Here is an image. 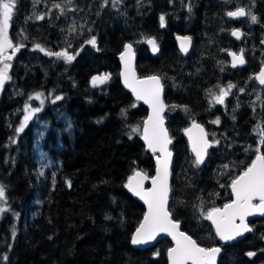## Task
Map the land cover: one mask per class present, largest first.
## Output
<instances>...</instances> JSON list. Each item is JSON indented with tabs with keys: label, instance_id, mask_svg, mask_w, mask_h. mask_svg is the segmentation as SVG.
Masks as SVG:
<instances>
[{
	"label": "trees",
	"instance_id": "trees-1",
	"mask_svg": "<svg viewBox=\"0 0 264 264\" xmlns=\"http://www.w3.org/2000/svg\"><path fill=\"white\" fill-rule=\"evenodd\" d=\"M34 1L57 12L60 9L54 5L68 3L16 0L10 22L13 44L23 46L7 53L13 56L10 76L15 94L6 89L0 97V185L7 198L2 205L6 211L0 213L4 264H167L168 240L144 250L131 246L144 209L128 194L126 184L136 172L151 179L155 163L142 146L141 131H132L142 129L147 113L119 84L118 57L129 39L119 26L96 27L85 38L87 44L96 38L92 56L75 59L70 72L40 57L36 45L50 49L54 31L46 20L38 22L30 15ZM165 1L177 3L178 8L164 26L160 17L166 14L157 12L158 0L149 1L153 7L147 2L146 21L139 20L141 39L155 38L159 50L152 57L139 46L136 72L139 78L159 76L164 89V119L173 154L171 218L201 247L221 248L206 214L231 202L232 181L257 154H264V105L256 104L264 97V88L255 81L264 67V0H248L258 22L245 30L239 42L226 40L228 30L236 26H224L228 11L219 0ZM144 25L149 26L146 31ZM178 37L191 38L186 59L178 52ZM231 50H243L242 70H230L226 55ZM104 74L110 78L103 90L83 97L92 78ZM229 84L235 85L230 97L223 104L215 103L210 92L218 95ZM53 89L60 90L61 101H53ZM37 93L44 99L39 120L48 124L39 140L32 126L21 135L15 132L25 106L22 98ZM58 114L63 121L56 120ZM217 119L220 122L213 123ZM193 121L212 142L205 163L199 166L186 139L185 130ZM39 153L49 169L42 171L38 165ZM249 225L252 232L222 248L217 264H264V219ZM248 252L256 255L250 257Z\"/></svg>",
	"mask_w": 264,
	"mask_h": 264
},
{
	"label": "snow or ice",
	"instance_id": "snow-or-ice-1",
	"mask_svg": "<svg viewBox=\"0 0 264 264\" xmlns=\"http://www.w3.org/2000/svg\"><path fill=\"white\" fill-rule=\"evenodd\" d=\"M108 0H104L105 5ZM119 0H113V6ZM71 3V0H68ZM16 6V0H0V90L3 89L5 82L11 80L9 70L13 56L7 55L9 49L13 52L19 51L23 45H14L13 41L9 36V30L11 21L13 19L14 9ZM54 7L64 11L60 4L54 5ZM189 11L191 9L189 8ZM229 17H243L249 16L253 23L258 22L257 16L252 14L250 11L241 7L236 11H229L226 13ZM37 19H44L43 16H37ZM161 26H164L165 18L160 17ZM75 31V26L71 29ZM238 39L243 35L239 30H233L231 33ZM181 49L187 52L188 47L183 41L190 43V37L181 38ZM93 47L96 46V38L93 37L88 41ZM152 46L153 52L158 51V45L155 38H149L147 40ZM36 48L41 52H45V49L39 44ZM132 44L125 46V52L122 54L121 59L125 62L124 82L132 89L136 94L138 100H144L149 103L152 107V115L145 121L143 128V138L147 142L148 148L153 153L160 152L162 155L157 157V170L155 177L151 178L152 187L150 189L144 188V181L149 179L146 173L136 172L132 177L129 178L127 187L136 195L139 196L147 204V213L144 215L143 222L136 229L134 236L132 237L133 244H144L150 240H154L157 235L161 232L167 233L172 236L176 241V245L168 250V257L171 264H216V257L220 253L221 249L218 247L204 248L201 247L196 240L184 232H181L180 225L177 221L171 218V213L168 211V199L170 193L169 185V165L171 160V152L168 150V144L171 143V139L168 137L167 129L164 128L163 111L165 105L161 100L162 84L159 76H150L144 80L137 79L135 71L131 67V62L134 59V53L132 50ZM48 56H55L59 59H64L66 62H71L75 59V55L69 54L67 50L60 52L47 51ZM78 55V53H76ZM233 58V67L237 64H244L245 60L243 57V50L240 55L231 53ZM110 78L109 74L103 76H94L92 78V84H103ZM259 83L264 85V69L256 77ZM235 87V85L229 84L227 89L221 88L219 94H210L213 96L215 103L223 104L225 97L229 94V91ZM42 93L36 94V99L40 100ZM63 97L56 96L55 100H60ZM41 103L43 101L41 100ZM27 115L24 116V121L17 129L18 132H22L27 122L41 111V108H32L30 105L26 106ZM187 111V108H185ZM219 119L213 121V123H219ZM193 129L198 130V134L193 136ZM133 132H139V127H134ZM190 140L192 141V151L195 153L194 163L199 166L204 162V158L207 154V149L211 146L207 139V133L204 129L195 121H193L192 128L185 130ZM262 140L264 144V129H261ZM218 143V141H216ZM227 167V166H225ZM43 173H41L42 175ZM69 186L71 184L68 181ZM231 188L235 194V200L230 204H225L221 208H212L211 211L207 212L206 218L211 220L216 226V234L223 241H231L236 237L241 236L244 232L252 231V229L245 223V218L249 215H253L256 212L264 215V154H257L255 160L252 161L251 165L234 179L231 183ZM6 189L3 185H0V213L6 211L3 204H6ZM259 203H253L254 200ZM239 219L240 223L236 221ZM15 237V229L12 232ZM155 255H159L157 252ZM248 256H255V252H248ZM7 259V257H3Z\"/></svg>",
	"mask_w": 264,
	"mask_h": 264
},
{
	"label": "rangeland",
	"instance_id": "rangeland-1",
	"mask_svg": "<svg viewBox=\"0 0 264 264\" xmlns=\"http://www.w3.org/2000/svg\"><path fill=\"white\" fill-rule=\"evenodd\" d=\"M151 0H119L118 3H116L115 7L113 6V0H108L107 4L105 5L104 0H71V3H67L62 7L64 9L63 12L59 10L57 11H50L46 10L45 8H41L39 5V2L34 1L33 2V7L31 14L34 17L37 16H43L44 20L47 21L48 24H50V29H53L54 31V41L52 44V47L49 49V47L44 48L45 52H41L40 50L38 51L40 54V57L45 61V62H53L55 65L65 67L68 71L72 72L74 69L72 67V63L75 59L80 57L81 55L90 58L92 56V53L90 52L91 49H94V47L91 44H87V39L86 36L90 35L92 33V30L95 29L96 27H101L103 30H109L112 29L114 26H119L121 32L127 36L129 41L126 43L127 44H132L133 49L135 50L136 55H138L140 48L145 47L146 48V43L147 39L142 38L143 32H140V21L145 20L144 16L146 14L145 11L149 9V5L147 4ZM159 3H157V12L158 10L159 13H164V18H172V14L176 10L177 3L173 4L168 1L164 0H158ZM235 3L232 2H227L224 4V8L226 11L229 12L231 11V7L234 6ZM238 8L243 7L246 12L252 10L253 5L250 3L248 0H240L239 3L237 4ZM153 7V4H151ZM122 7V8H121ZM156 8V7H154ZM178 8V7H177ZM181 16V15H179ZM138 18V19H137ZM227 18V17H226ZM137 19V20H136ZM43 19H37L36 21H41ZM146 21V20H145ZM161 23V22H160ZM256 23H253L250 19L249 16L246 15V19L239 24L237 27V30L242 32L244 34L245 30H248L249 27L255 25ZM58 25L57 28L55 26ZM232 24L228 19L227 21L224 22V26H232ZM75 26V31H72L71 29ZM142 30L146 31V29L149 27L148 25L141 26ZM39 28V27H38ZM40 29V28H39ZM234 29L228 30V39H232L231 33ZM236 30V29H235ZM39 32V31H38ZM95 33L98 34V31L95 30ZM140 33V34H139ZM90 39V38H89ZM137 46V47H135ZM49 49V50H48ZM147 49V48H146ZM67 50L69 54L75 55V59L71 62H66L64 59H59L55 56H48L46 54L47 51H52V52H60ZM10 49L8 50V52ZM7 52V53H8ZM6 53V54H7ZM78 53V55H76ZM231 53H236L237 55H240L241 52H235V51H230L226 57L228 59L229 63V56ZM10 63V61H8ZM37 65V63H35ZM3 65L0 64V67ZM230 66V63H229ZM11 74V68L9 70V75ZM103 76V75H101ZM88 85V88L84 91L83 97L88 98L91 96V93L94 92V90H103V84L102 85H96V86H91ZM55 88H58L57 85H55ZM6 89L8 91H12L13 94H15L13 86L11 85V80L7 81L4 88L2 89V92L0 94L3 95L6 92ZM55 91V97L60 96V90L59 89H53ZM36 96H29V97H24L22 98L23 101L25 102L24 110L21 114V118L19 121V126L17 129L20 127V125L24 121V116L27 115L26 112V106L30 105L32 108L39 107L41 108L44 99L38 100L35 98ZM230 96L229 94L225 97V99H228ZM41 100L43 103H41ZM54 102H59L60 100H53ZM256 104L261 107L264 105V97L260 101H256ZM40 113H35L33 117L27 122L26 126L24 127V130L22 132H18L17 129L15 132L18 135L23 134L27 129H29L31 126L34 127L35 133H36V139L39 140L45 133V131L48 128V124L44 121H40ZM57 121H63L64 116L62 114H58L55 116ZM208 134V133H207ZM208 139L211 142L209 135ZM212 145V142H211ZM259 146L256 147L254 151H258ZM38 165L41 167L42 171L49 169L50 166L47 164L45 165L44 163V155L42 153L38 154ZM45 167V168H42ZM1 236V235H0ZM4 246L5 243L3 239L0 237V264L5 263V259H3L4 256Z\"/></svg>",
	"mask_w": 264,
	"mask_h": 264
},
{
	"label": "water",
	"instance_id": "water-1",
	"mask_svg": "<svg viewBox=\"0 0 264 264\" xmlns=\"http://www.w3.org/2000/svg\"><path fill=\"white\" fill-rule=\"evenodd\" d=\"M222 1L224 2V1H226V0H222ZM245 18H246V16H243V17H235V18L227 16V19H228L230 22L234 23V24H237V23H239V22L244 21ZM241 38H242V36L238 39L237 37H235V36L232 35V39H233L234 41H237V42H238V41L241 40ZM175 42H176V45H177V48H178V52H179V54L181 55V57H183L184 59H186V58L189 56V53H190V51H191L192 42L190 41V43H189L188 41H183L185 44H187V47H188L187 52H185V51H183V50L181 49V43H182L181 37L176 38V39H175ZM125 46H126V45H125ZM125 46H124V48H123L122 53H121L120 56L118 57V64H119V84H120L121 88H122V89H123L128 95H130V97L132 98V100H133L135 103L139 104V105H140V106L146 111L147 116H146L145 121H147V120H148V117L152 115V107H151V105H150L149 103H146L144 100H138V99L136 98V94H135V93L132 91V89L129 88V87L125 84V82H124L125 62H124L123 59H121V56H122V54L125 52ZM146 48H147V50L149 51V54H150L152 57H157V56H158V51L153 52V50H152V46H151L149 43H146ZM262 49L264 50V43H263V45H262ZM132 50H133V53H134V59H133L132 62H131V67H132V69H134V71H135V76H136V78H137V79H140V80H144V79H146V78H139L138 75H137V72H136V59H137V55H136L135 50H134L133 48H132ZM232 61H233V58H232V56L230 55V56H229V63H230V70H231V71L235 72V71H239V70H241V69L244 68L245 63L242 64V65H241V64H237L235 67H233V63H232ZM262 69H264V67H262ZM262 69H261V70H262ZM261 70H260V71H261ZM259 73H260V72H259ZM5 83H6V82H5ZM256 83H257V85H258L259 87L264 88V85L260 84V83H259V80H258L257 78H256ZM161 84H162V83H161ZM97 85H100V84H97ZM4 86H5V85H4ZM91 86H94V85L92 84V82H91ZM3 88H4V87H3ZM0 93H1V90H0ZM161 100H162L163 103H164V89H163V88H162V92H161ZM165 114H166V108H164V111H163V113H162V115H163V120H164V116H165ZM145 121L143 122L142 129H141V143H142V146L144 147L145 152H146L147 154H149L151 157H154L155 171H154V176H153V177H155V175H156V170H157V167H158V165H157V157H158V156H161L162 154H161L160 152H155V153H153L152 150L148 148L147 142H146L145 139L143 138V128H144ZM163 126H164V128L166 129V123H165V120H164V125H163ZM201 127H202V126H201ZM189 128H192V126L189 127ZM189 128H188V129H189ZM202 128H203V127H202ZM203 129H204V128H203ZM204 131H205V130H204ZM205 132H206V131H205ZM197 134H198V130H197V129H193V133H192V135H193V136H196ZM168 137H169V135H168ZM186 138H187V142H188V145H189V151H190V154H191L192 158L195 160V153L192 151V141L190 140L189 135H188L187 132H186ZM207 139H208V135H207ZM208 141H209V139H208ZM209 142H210V141H209ZM210 144H211V143H210ZM171 148H172V142H171L170 144H168V150H169L170 152H171ZM210 149H211V146L207 149V154H206V156H205V158H204V162H203L202 164L205 163V161H206V159H207V155H208ZM171 154H172V152H171ZM255 158H256V157H255ZM255 158H254V160H255ZM172 164H173V154L171 155V160H170V165H169V172H170V176H169V185H170V180H171V168H172ZM202 164H200V165H202ZM128 181H129V179H128ZM127 184H128V182H127ZM127 184H126V190H127L128 194H129L133 199H135V200H136V201H137V202L143 207V209H144V215H145V214L147 213V204H146V203L144 202V200H142L139 196H136V195H135V194H134V193H133L128 187H127ZM151 187H152L151 179H147V180H145V181H144V188L147 190V189H150ZM230 195H231V198H232V201H231L230 203H232V202L235 200L236 197H235V194L233 193L231 187H230ZM169 198H170V193H169ZM168 203H169V199H168ZM230 203H229V204H230ZM253 203H259L258 199H257V200H254ZM167 207H168V205H167ZM223 207H224V206H223ZM223 207H222V208H223ZM222 208H221V209H222ZM143 218H144V216H143ZM143 218H142L141 223L143 222ZM257 219H264V215L260 214L259 212H256V213H254L253 215H249V216H247V217L245 218V223L248 225L250 222H252V221H254V220H257ZM141 223H140V224H141ZM207 223H208V224L210 225V227L212 228V230H213V232H214V234H215L217 240L221 243L222 248H225V247L230 246V245H234L236 242L242 240V239L245 237V235L250 234V233L252 232V231L244 232L241 236L236 237L234 240H231V241H227V242H226V241L221 240V239L219 238V236L216 234V226L213 224V222H212L211 220L207 219ZM236 223H237V224L240 223L239 219H237ZM140 224H139V226H140ZM179 225H180V224H179ZM139 226H138V227H139ZM248 226H249V225H248ZM249 227H250V226H249ZM250 228H251V227H250ZM179 230H180L181 232H183V231L181 230V227H180ZM135 232H136V230H135ZM135 232L133 233L132 237L134 236ZM162 240H168V241L171 243V248L175 247V245H176V241L172 238L171 235H169V234H167V233H164V232H161L159 235L156 236V238H155L154 240H150V241H148L147 243H144V244H133V243L131 242V246H132L134 249L144 250V249L153 248L154 246H156V244H157L158 242H160V241H162ZM131 241H132V238H131ZM218 248H219V247H218ZM222 248H220L221 251H220V253L218 254V256L216 257V264L218 263L219 258H220V257L222 256V254H223V250H222ZM167 264H171V262H170V260H169V257H168V251H167Z\"/></svg>",
	"mask_w": 264,
	"mask_h": 264
},
{
	"label": "flooded vegetation",
	"instance_id": "flooded-vegetation-1",
	"mask_svg": "<svg viewBox=\"0 0 264 264\" xmlns=\"http://www.w3.org/2000/svg\"><path fill=\"white\" fill-rule=\"evenodd\" d=\"M220 2H222L223 4H225V3H227V2H230L231 0H226V1H222V0H219ZM232 2L233 3H235V5L234 6H232V10L231 11H236L237 9H238V2L237 1H235V0H232ZM232 24H234V23H232ZM238 24H240V23H237V24H234L235 26H236V28H234V29H236L237 30V27H238ZM231 37H232V35H231ZM242 37H243V35H242ZM242 39V38H241ZM241 41V40H240ZM239 42V41H238Z\"/></svg>",
	"mask_w": 264,
	"mask_h": 264
},
{
	"label": "bare ground",
	"instance_id": "bare-ground-1",
	"mask_svg": "<svg viewBox=\"0 0 264 264\" xmlns=\"http://www.w3.org/2000/svg\"><path fill=\"white\" fill-rule=\"evenodd\" d=\"M85 93V92H84ZM234 121V120H233Z\"/></svg>",
	"mask_w": 264,
	"mask_h": 264
}]
</instances>
